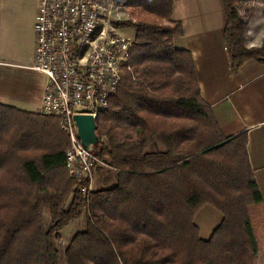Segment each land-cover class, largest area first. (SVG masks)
Wrapping results in <instances>:
<instances>
[{"label":"trees","instance_id":"trees-1","mask_svg":"<svg viewBox=\"0 0 264 264\" xmlns=\"http://www.w3.org/2000/svg\"><path fill=\"white\" fill-rule=\"evenodd\" d=\"M118 2L122 0H117ZM237 70L251 51L233 0H221ZM133 69L96 119L98 166L88 201L66 166L57 117L0 102V264H255L252 210L263 200L247 136L227 138L202 95L193 54L177 48L174 0H125ZM89 204L85 230L61 233ZM222 213L210 238L195 217ZM48 211V216H45Z\"/></svg>","mask_w":264,"mask_h":264},{"label":"built area","instance_id":"built-area-1","mask_svg":"<svg viewBox=\"0 0 264 264\" xmlns=\"http://www.w3.org/2000/svg\"><path fill=\"white\" fill-rule=\"evenodd\" d=\"M119 7L117 0H39L35 19L32 68L47 77L40 113L59 119L69 139L67 169L83 182L80 192L88 201L96 189L95 169L110 166L83 145L74 117L97 119L133 69L135 41L119 32Z\"/></svg>","mask_w":264,"mask_h":264},{"label":"crops","instance_id":"crops-1","mask_svg":"<svg viewBox=\"0 0 264 264\" xmlns=\"http://www.w3.org/2000/svg\"><path fill=\"white\" fill-rule=\"evenodd\" d=\"M173 16L183 26V34L175 39V45L192 52L202 95L211 105L222 133L227 138L244 133L247 136L249 160L263 195L262 202L255 205L252 212L257 237V224L264 227V65L247 60L237 70L233 67L224 35L227 17L221 0H174ZM35 19L34 34L30 39L29 29L21 30L20 49L7 52L9 42L3 45L0 37V102L40 112L47 77L32 68ZM14 20L8 16L0 21V35L8 23L14 30L17 26ZM214 209L208 215L209 225L217 224L213 231L222 221V213ZM198 225L204 238L201 225Z\"/></svg>","mask_w":264,"mask_h":264},{"label":"rangeland","instance_id":"rangeland-1","mask_svg":"<svg viewBox=\"0 0 264 264\" xmlns=\"http://www.w3.org/2000/svg\"><path fill=\"white\" fill-rule=\"evenodd\" d=\"M233 1L234 6L238 10L243 21L240 35L243 39L244 48L251 51V56L248 57L247 60H255L264 65V0ZM120 5L121 7L117 8L114 13L115 19L124 20L129 18V9L125 6V0L120 1ZM36 6L37 0H0V21L9 16L15 19L14 21L17 25L14 26L13 30L8 23L6 29H2V34L6 38L5 40L2 34L0 35L2 44L4 45L6 41L9 42V50L7 52L21 48L23 40L21 30L23 28L29 29V39L32 37V34H34ZM117 27H119V32L122 35L134 37L135 30L133 27H122L119 25H117ZM210 210L214 211L215 209L212 205H207L200 213H198L197 217V223L201 225L202 234L204 235V238L206 237L207 239L210 237L213 228L217 225L215 224L213 226V224L209 225L208 223ZM91 214V207L89 204H86L82 216L73 221L62 231L60 241L62 247H66L75 234L86 229L87 220L92 216ZM44 215L48 216V211H45ZM256 231L259 243V253L255 264H264V227L258 223Z\"/></svg>","mask_w":264,"mask_h":264},{"label":"water","instance_id":"water-1","mask_svg":"<svg viewBox=\"0 0 264 264\" xmlns=\"http://www.w3.org/2000/svg\"><path fill=\"white\" fill-rule=\"evenodd\" d=\"M74 118L78 126L79 138L86 148L91 149L100 141L95 117L91 114H77Z\"/></svg>","mask_w":264,"mask_h":264}]
</instances>
